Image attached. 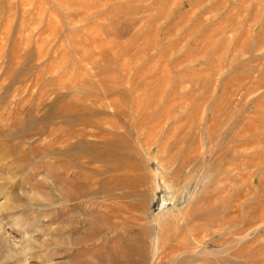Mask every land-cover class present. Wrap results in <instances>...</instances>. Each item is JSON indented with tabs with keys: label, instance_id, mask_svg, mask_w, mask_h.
Masks as SVG:
<instances>
[{
	"label": "rangeland",
	"instance_id": "obj_1",
	"mask_svg": "<svg viewBox=\"0 0 264 264\" xmlns=\"http://www.w3.org/2000/svg\"><path fill=\"white\" fill-rule=\"evenodd\" d=\"M0 264H264V0H0Z\"/></svg>",
	"mask_w": 264,
	"mask_h": 264
}]
</instances>
